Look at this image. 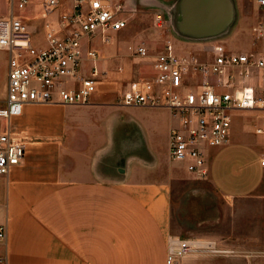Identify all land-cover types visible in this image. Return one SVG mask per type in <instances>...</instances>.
I'll use <instances>...</instances> for the list:
<instances>
[{
    "label": "crops",
    "instance_id": "0c3cea01",
    "mask_svg": "<svg viewBox=\"0 0 264 264\" xmlns=\"http://www.w3.org/2000/svg\"><path fill=\"white\" fill-rule=\"evenodd\" d=\"M113 1L125 9L149 7L155 12V20L164 23L175 2ZM232 2L238 4L242 15L252 8L249 0ZM120 31L110 33L107 42L96 35L121 62L109 69L113 63L108 64V56L98 49L100 69L107 71V78L89 102L27 103L12 120L23 138L25 153L19 164L0 174V224L6 227L0 255L6 257V264H166L169 233L210 241L223 250L190 252L173 264H264V256L256 257L227 233H206L195 226L171 231L174 183L179 178L198 185L196 181L203 180L225 202L251 196L264 199V165L259 163L264 158V145L256 146L244 135L236 136L231 120L227 143L205 150L207 175L203 179L196 180L184 161L170 160L167 138L176 120L169 111L149 106L129 110L117 101L119 88L142 75L139 66L116 71L118 66L123 68L124 60L122 52L118 55L113 48ZM165 42L177 54L192 52L200 57L207 45L222 44L220 40L191 44L172 37ZM132 57L136 64L145 58ZM6 80L7 53L0 50V106L5 103ZM253 119L254 134L258 119ZM5 128V120L0 119V132ZM226 209L223 205L221 214ZM202 221L200 218L198 223Z\"/></svg>",
    "mask_w": 264,
    "mask_h": 264
},
{
    "label": "built area",
    "instance_id": "2783aa9c",
    "mask_svg": "<svg viewBox=\"0 0 264 264\" xmlns=\"http://www.w3.org/2000/svg\"><path fill=\"white\" fill-rule=\"evenodd\" d=\"M255 23L250 28L251 44L261 45L246 52H229L219 43L197 53H175L165 42L150 62V77L131 78L118 90L117 101L124 106L162 107L175 118L167 138L172 161H184L186 170L197 179L207 175L205 149L227 143L231 115L250 112L258 119L253 132L264 145V0H252ZM43 45L27 16L32 0H0V50L7 53V80L0 119V174L20 163L25 153L23 138L12 120L27 103L85 104L107 78L97 66L98 51L89 40L128 24L124 5L113 0H40ZM84 42L87 47H84ZM132 56H148L146 48L129 47ZM122 72V66L116 68ZM264 165V158L259 160ZM6 227L0 224V242ZM221 252L213 242L166 236L165 263L194 251ZM0 264L6 257L0 255Z\"/></svg>",
    "mask_w": 264,
    "mask_h": 264
},
{
    "label": "rangeland",
    "instance_id": "374dc122",
    "mask_svg": "<svg viewBox=\"0 0 264 264\" xmlns=\"http://www.w3.org/2000/svg\"><path fill=\"white\" fill-rule=\"evenodd\" d=\"M252 8L247 9L248 14L242 15V10L238 4H234V19L225 33L215 39L210 40H187L174 35L169 29V24L156 21L154 11L149 7L138 5L137 7L130 6L126 8V17L128 18L127 26L118 33L116 41L113 43V48L118 55H123V70L130 71L137 66L141 67L140 76L150 77L152 73L147 68L148 60L154 54L155 49L159 48L169 37L180 41H185L191 44H204L209 41L220 40L223 46L229 52H246L249 50V40L251 41L250 27L255 23L254 17L257 15V10L252 1L249 0ZM235 5L237 9H235ZM40 0H32L31 13L27 16L28 23L32 29L37 31V43L43 45V37L41 31L42 19L40 18ZM241 10V11H240ZM243 16V17H242ZM90 45L97 51L100 49L107 58L109 69H114L121 62V58L115 56V51L108 49V44L102 43L99 36H95L89 40ZM141 43L147 48V57L140 60L137 64V59L131 56L132 52L129 49L136 47ZM179 44V43H178ZM250 49L261 45V42L253 41ZM184 47V45H178ZM202 57V56H201ZM120 60V62H119ZM97 66H101V62H97ZM131 110L134 106H126ZM138 111V110H135ZM138 113V112H136ZM233 132L236 136H246L254 145L261 146L262 142L258 135L251 131L254 119L251 114L243 111H236L232 114ZM207 149V148H206ZM205 149V150H206ZM175 162V161H174ZM177 174L181 171L176 168ZM203 179V178H202ZM196 180H198L196 178ZM200 184L188 180L186 183L184 178H179L174 183L172 197V216H171V231L173 229L189 228L195 226L201 228L206 233H227L230 238L243 247L245 250H251L256 257L264 256V199L259 196H251L237 201H222L217 194H214L209 189L203 180H198ZM227 206V209L221 214V207ZM194 208H193V207ZM207 207V212L201 208ZM197 209V210H195ZM225 215V225L222 227L223 217ZM223 215V216H222ZM222 217V218H221ZM204 221L198 223L199 219ZM253 221V223H251ZM230 225V226H229ZM170 235L169 233L166 236ZM181 234V237H184Z\"/></svg>",
    "mask_w": 264,
    "mask_h": 264
},
{
    "label": "water",
    "instance_id": "95a60500",
    "mask_svg": "<svg viewBox=\"0 0 264 264\" xmlns=\"http://www.w3.org/2000/svg\"><path fill=\"white\" fill-rule=\"evenodd\" d=\"M233 19L232 0H175L167 13V23L174 35L196 41L219 37Z\"/></svg>",
    "mask_w": 264,
    "mask_h": 264
}]
</instances>
